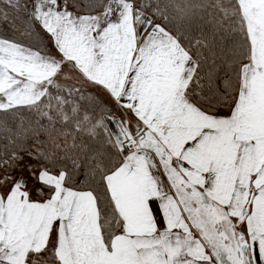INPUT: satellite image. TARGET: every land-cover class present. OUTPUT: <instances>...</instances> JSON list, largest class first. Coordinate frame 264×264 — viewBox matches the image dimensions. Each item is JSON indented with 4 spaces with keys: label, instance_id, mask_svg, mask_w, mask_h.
Here are the masks:
<instances>
[{
    "label": "snow or ice",
    "instance_id": "6c2138e0",
    "mask_svg": "<svg viewBox=\"0 0 264 264\" xmlns=\"http://www.w3.org/2000/svg\"><path fill=\"white\" fill-rule=\"evenodd\" d=\"M0 22V264H264V0Z\"/></svg>",
    "mask_w": 264,
    "mask_h": 264
},
{
    "label": "rangeland",
    "instance_id": "374dc122",
    "mask_svg": "<svg viewBox=\"0 0 264 264\" xmlns=\"http://www.w3.org/2000/svg\"><path fill=\"white\" fill-rule=\"evenodd\" d=\"M0 32H3L4 35L19 36V32H16V33L9 32L2 22H0Z\"/></svg>",
    "mask_w": 264,
    "mask_h": 264
},
{
    "label": "crops",
    "instance_id": "0c3cea01",
    "mask_svg": "<svg viewBox=\"0 0 264 264\" xmlns=\"http://www.w3.org/2000/svg\"><path fill=\"white\" fill-rule=\"evenodd\" d=\"M48 46H49V48H51V44H50V43H49V45H48ZM89 91H93V92H94V91H95V89H89ZM114 110H115V108H114ZM129 115H131V114L129 113Z\"/></svg>",
    "mask_w": 264,
    "mask_h": 264
},
{
    "label": "trees",
    "instance_id": "16d2710c",
    "mask_svg": "<svg viewBox=\"0 0 264 264\" xmlns=\"http://www.w3.org/2000/svg\"><path fill=\"white\" fill-rule=\"evenodd\" d=\"M193 2H200V0H193ZM204 2H210V0H204Z\"/></svg>",
    "mask_w": 264,
    "mask_h": 264
}]
</instances>
